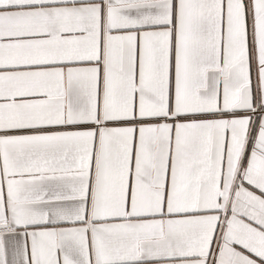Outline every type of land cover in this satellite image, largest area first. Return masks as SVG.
I'll list each match as a JSON object with an SVG mask.
<instances>
[{
	"label": "snow or ice",
	"instance_id": "1",
	"mask_svg": "<svg viewBox=\"0 0 264 264\" xmlns=\"http://www.w3.org/2000/svg\"><path fill=\"white\" fill-rule=\"evenodd\" d=\"M0 264H264V0H0Z\"/></svg>",
	"mask_w": 264,
	"mask_h": 264
}]
</instances>
